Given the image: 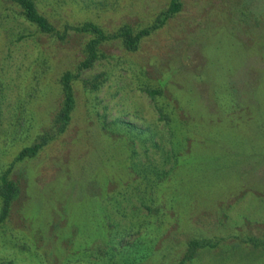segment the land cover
Wrapping results in <instances>:
<instances>
[{
  "label": "rangeland",
  "instance_id": "rangeland-1",
  "mask_svg": "<svg viewBox=\"0 0 264 264\" xmlns=\"http://www.w3.org/2000/svg\"><path fill=\"white\" fill-rule=\"evenodd\" d=\"M33 1L56 32L0 0V175L17 186L0 261L264 264V0H180L85 67L91 34L70 26L134 31L169 0ZM65 70L69 121L15 159L51 128Z\"/></svg>",
  "mask_w": 264,
  "mask_h": 264
},
{
  "label": "trees",
  "instance_id": "trees-1",
  "mask_svg": "<svg viewBox=\"0 0 264 264\" xmlns=\"http://www.w3.org/2000/svg\"><path fill=\"white\" fill-rule=\"evenodd\" d=\"M15 2H17V4L21 7L23 16L28 21L32 22L40 31L56 32V29L49 22L48 18L37 10L33 0H15ZM180 4V0H169L167 5L161 8L155 14L149 24L134 31L128 25L122 24L118 26V28L112 34L108 35L104 33L100 27H98V25L91 21H82L78 24L70 26V28L74 30L88 32L91 34V36L86 41V56L79 62L78 66H89L91 62L99 55L96 50V45L108 36L120 38L122 45L126 49H135L139 40L144 35L163 24L169 16L177 12L180 8ZM74 76L75 73L69 70H65L61 73L59 77V83L62 97L60 105L52 116L51 128L40 133L37 136V139L30 144L21 147L18 150L15 159H19L23 156L34 155L48 139L63 131L67 122L69 121L70 113L74 105L73 92L70 86V81ZM140 87L151 97L153 102H155L154 104H156L157 94L160 92L158 88H154L153 86H148L146 84ZM159 115L163 116V113H159ZM16 190L17 186L7 177L6 173L3 172L0 175V220L3 219L9 202ZM0 264L11 263L9 261H0Z\"/></svg>",
  "mask_w": 264,
  "mask_h": 264
}]
</instances>
